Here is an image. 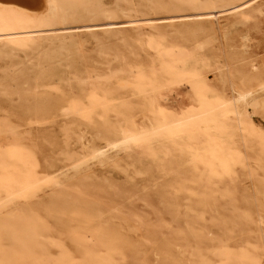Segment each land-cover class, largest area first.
<instances>
[{
    "label": "rangeland",
    "instance_id": "rangeland-1",
    "mask_svg": "<svg viewBox=\"0 0 264 264\" xmlns=\"http://www.w3.org/2000/svg\"><path fill=\"white\" fill-rule=\"evenodd\" d=\"M107 1L111 8H117L118 0ZM130 1L119 0V7L124 10L114 17L98 13L85 23L33 29L35 31L30 33L34 39L29 48L0 54V122L7 121L15 128L19 126L16 134L7 133L2 141L18 138L34 153L40 172H52L69 165L83 152L82 142H101L102 135L98 132L103 119L98 118L101 109H98L99 116L94 115V124L59 108L44 117L37 116L27 109L35 100L88 95L92 82L99 88L109 83L114 101L111 106L118 110V115L111 111L109 116L116 123L122 114H130L124 101L137 98H129L113 80L110 84L111 71L115 73L131 64L142 66L159 59L164 49L170 47L191 50L197 68L207 76L209 88L220 93L230 94L231 82L239 86L245 79L253 81L256 73L251 68L252 63L264 73V0H197L199 9H195L196 5L183 4L182 0H147L150 4L146 0H133V5ZM235 4L249 7L252 20L244 24L228 20L227 8ZM157 35L163 46L151 50L148 43ZM217 67L223 69L229 81H221ZM191 99L190 94L171 89L166 92L163 103L170 113H179L183 106L190 107ZM137 119L141 120L142 115L138 114ZM253 120L264 132L263 108L257 110ZM230 132L232 136L228 140L244 154L243 164H233L221 174L184 161L183 149L171 144L173 151L164 156L165 163L161 167L136 149L131 152V158L122 154L116 164L101 166L93 162L78 172L72 170L67 179L60 177L59 186L40 185L25 200L0 211V254H3L0 264H264V224L260 225V219L264 218V194L256 192V188L264 190V154L261 145L245 144L243 133L235 128ZM172 156L179 159L178 164L168 166L167 161ZM151 163L153 171L148 170ZM179 179L188 181L198 194L175 191L182 202L180 214L175 217L163 205L160 191L167 182ZM203 191L205 196L199 194ZM52 200L60 204L49 205ZM199 200L210 204H198ZM157 217L165 222L159 231L163 233L162 238L172 237L179 228L186 230L190 220L196 238L186 233L177 234L179 248L183 246L178 253L186 249L184 256L174 257L172 252L158 255L155 249L161 239L151 240L148 235V229L158 226ZM231 220L232 229L225 231L221 224ZM18 234L29 237L32 253L25 249L28 241L25 245L16 242L21 236ZM195 244H200L201 249L196 253L199 255L191 256L188 251L191 252ZM63 253L70 257L62 259Z\"/></svg>",
    "mask_w": 264,
    "mask_h": 264
},
{
    "label": "bare ground",
    "instance_id": "bare-ground-1",
    "mask_svg": "<svg viewBox=\"0 0 264 264\" xmlns=\"http://www.w3.org/2000/svg\"><path fill=\"white\" fill-rule=\"evenodd\" d=\"M132 1L133 0H131L129 4H131ZM182 1L183 4L184 2H186V4H190L192 6L196 5L195 9H199L198 8L199 4L197 6L198 3L197 0H182ZM118 2L119 0L116 1L117 8H111L109 2L108 1L106 2V0H0V54L2 53L13 54V52L15 51L26 50L27 48H29L32 45V41L34 39L33 35L30 33L32 32L33 29L43 28L45 26L46 27L56 26L58 24L59 25H65L68 23L77 24L78 22L83 23V21L85 23V21H90L89 19L98 13H103L108 17H114L119 13V11L123 12L124 10L121 7H119L120 3ZM146 2L148 1L146 0ZM148 3L150 4V2ZM180 3L181 2H179V4ZM161 5L158 9H161L163 7V5L162 7ZM136 9L137 8H135V10ZM161 11L163 10L161 9L159 12ZM227 12L228 14L225 17L228 18V20L232 19L234 23L244 24L252 20L253 17V13L251 9L247 6L244 8L241 5H236V4L231 5L227 8ZM218 20H220V17H218ZM222 27H220V29H222ZM141 32L138 33L142 34ZM157 38L150 39L148 44H150L151 50L152 49L156 50L162 45L159 38L158 39ZM186 38L188 39L187 36ZM129 50H131V48ZM192 56H193L192 51L186 47H183L182 49H175L174 47H170L168 49H164L159 59H155L142 66H136V64L135 65L131 64L130 66L123 67L118 71L115 70L117 71L115 73L111 71L112 72L111 76L110 74L106 75V76H110L108 80L110 84H111V80H113L118 84L117 86H119V88L124 89L126 93L129 94V98L132 96H135L137 98V100L126 99L127 101L126 100L124 101V106L128 105L127 109H129L130 114H125L124 112H122L124 113L122 114V118H120L119 120L116 119L118 120L116 123L115 121L113 122L109 116V112L112 111L113 114H116L118 110L117 108L111 106L113 97H112V91L108 88L109 83L107 82H106L107 83L106 86L103 88L102 87L99 88V86L95 82H92L93 87L91 92L88 93V95H83L82 94L83 91H82L81 92L82 95L80 96L71 95L68 97H64V98L61 97L57 99L44 98V99L35 100L34 104L30 105L27 108L29 112H31L34 115L44 117L45 115H48L51 112V110L53 109L56 110V108L57 109L59 108L65 111L66 114H71V116L74 115L78 118L90 122L91 124H94V122L96 123V121H94V115L99 116L97 114L98 109H101V112H99L100 116L98 117L103 119V126L100 129L101 131L98 132L101 133L100 135H102L101 142L96 144L95 142L91 143L90 141L82 142L83 152L80 154V156L73 159V161H71L69 165H66L64 168L60 170H56L52 172H44V173L40 172L34 153L30 148L24 146L18 138L14 140H8L6 143L4 142V140L2 141V138H4V136L7 133L16 134L15 129H18L19 126L15 128L7 121L0 122V211L5 210L7 208H11L13 205L17 203V201L21 199L25 200L33 190H35L37 187H39L42 184L46 186H50V185L59 186L62 181L60 177L64 176L67 179L69 177V172L72 170L78 172L79 170H81L82 167L84 166L89 167L93 162L98 163L101 166L112 165L114 163L116 164L119 162L122 154H126L128 158H131V152H133L134 150L136 151V149L141 152L142 156L149 157L154 164H157L161 167V165L165 163L164 156L166 154H170V152L173 151L171 144H175L176 146L183 149L182 151L183 156L180 157L184 161L192 162L191 164H193V166L195 167H198L200 165H202V167L205 166L213 174H221L223 172H227L228 170H230L233 164H238V165L243 164L242 159L244 157V154L240 150L234 148L232 146V143L229 142L228 140L229 137L232 136V132L230 131H232V129L235 128L236 131L243 133V141L245 144L249 143V147L253 146L254 143L261 145V150L262 153L264 154V132L257 127V125L254 123L253 120L254 114L257 112V110L260 108L264 109V73L260 72V68L256 63H252L251 68L256 73V76L253 78V81H250V79H245L239 86L235 85L234 82H231V86H232L231 93L230 94H226L223 92L220 93L216 90L214 91L211 88H209L207 76L197 68V63L192 59L193 58ZM217 70L219 76L222 77L221 80L222 82H226L227 80L229 81V78L223 74V69L221 67H217ZM97 79L98 78H96V80ZM99 79H101V77ZM171 89H177L180 93L190 94L192 97L190 101V107L188 108L187 106H183L181 108L182 110L179 113H170L165 108L163 99L166 92ZM32 94L35 95V93L33 92ZM138 114L142 115L141 120L137 119ZM31 121L32 120H30V123ZM36 123L39 122L37 121ZM178 160H179L178 158L172 156L170 160L167 161L169 164L168 166H173L178 164ZM154 164L151 163L149 165L148 167L149 171H153ZM178 171H176V173ZM178 189L187 191L189 195L198 194L192 188L191 184L186 180L179 179L174 182L173 181L167 182L164 188L161 189L160 196L162 198L161 200H163V205L165 204L166 209L170 213H172L175 217H178V215L180 214L179 209L182 206L181 197L178 196L176 193H174ZM256 192L264 194V190L261 191L260 188H256ZM199 194L203 196L206 195L204 191L200 192ZM204 202H205L204 200H199L198 204L200 203L204 205L210 204L209 202L206 203ZM56 204H60V202H57L56 200H52L51 204L49 205L55 206ZM153 208L155 207L153 206ZM20 210L21 209H19V211ZM233 211L235 212L236 210L233 209ZM100 212L101 211H99L98 214H101ZM157 215H159V213ZM199 216L200 213L197 217L199 218ZM158 219H160V217ZM260 220H261L260 225H263L264 218L262 217ZM189 221H188L189 227L186 230L179 228L178 229L179 232H177L176 230L177 233L173 230L176 234L173 235L172 237L165 236L162 238L160 235H162L163 233L160 232L159 234V231L165 226V222L163 218L159 220L158 226H154L155 227L154 229H148V235L151 240L157 241L161 239V242L157 247L158 249L157 248L155 249L157 250L158 255L162 256L164 253L172 252L171 256L176 255L178 257L180 254L181 255L185 254V252L187 251L186 249L185 251L183 250L180 251V253H178L179 249L183 248V246L179 248L180 238L177 236V234L186 233L191 237L196 238V235L194 234V232H192L193 227L191 226V223ZM232 222L233 221L231 220V222L226 221L223 224H221L220 222V224L223 225L225 231H227L232 229L231 228L233 225ZM147 224L150 227L151 224L150 223ZM197 224L198 223H196V225ZM26 234L25 235L18 234L21 236L16 239V242H18V244L21 245L24 244L25 241L29 242L30 241L29 237H27ZM191 241L193 242V240ZM195 241H197V239ZM187 244H189V242ZM27 245L28 246H26L25 249L29 253H32L33 248L30 242ZM200 249H201V245L198 244L196 246L195 244L192 247L191 252L190 251L188 252L191 256H195V255H199L196 253ZM202 250L204 251V249ZM229 253L230 252L228 251L225 253V255L228 256ZM63 254L64 255L62 256V259L63 257L65 259L70 257V255L67 253H63ZM206 255H208V253ZM162 259L163 258H161V260ZM163 263L167 264V262H163Z\"/></svg>",
    "mask_w": 264,
    "mask_h": 264
}]
</instances>
